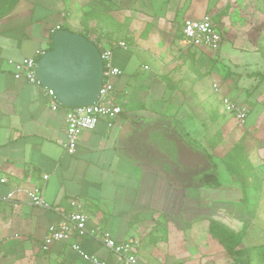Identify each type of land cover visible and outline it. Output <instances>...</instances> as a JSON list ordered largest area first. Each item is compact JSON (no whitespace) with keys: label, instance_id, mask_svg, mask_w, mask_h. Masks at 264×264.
Returning a JSON list of instances; mask_svg holds the SVG:
<instances>
[{"label":"crops","instance_id":"1","mask_svg":"<svg viewBox=\"0 0 264 264\" xmlns=\"http://www.w3.org/2000/svg\"><path fill=\"white\" fill-rule=\"evenodd\" d=\"M89 1L17 0L0 14V264H93L62 244L48 253L40 248L49 225L60 219L59 209H69L74 198L89 215L90 228L107 230L118 241H139L137 264H241L239 259L248 257L246 264H264L257 258V247L264 246V140L252 156L261 186L246 180L245 189L239 185L228 194L221 185L204 184L205 172H173L168 164L143 159L163 157L149 149L159 131L180 136L189 146L190 139L200 136L209 143L208 108L219 106L235 121L221 103L229 92L249 107V116L256 107L264 109V52L258 49L264 36L248 29L247 21L235 23L243 16L241 0H122L118 20L132 35L129 40L105 37L107 26L91 20V39L98 48L110 47L122 69L113 82L114 101L123 112L113 127L100 119L94 129L84 130L77 152L69 154L63 146L69 107L54 110L45 87L16 78L9 61L48 50L57 25L83 31L78 10L88 8ZM204 15H210L222 35L218 50L184 40L185 19ZM215 69L223 96L212 104L203 93L205 75ZM243 80L252 82L253 94L243 92ZM181 111L197 121L183 132L178 128ZM15 186L40 187L50 207L34 204L27 195L7 200ZM237 204L243 208L238 219ZM212 222L235 232L237 249L243 252L233 255L213 238ZM82 243L107 264H127L99 241Z\"/></svg>","mask_w":264,"mask_h":264},{"label":"built area","instance_id":"2","mask_svg":"<svg viewBox=\"0 0 264 264\" xmlns=\"http://www.w3.org/2000/svg\"><path fill=\"white\" fill-rule=\"evenodd\" d=\"M61 29L60 25L54 27L53 32ZM184 40L188 44L208 47L218 50L222 42V35L216 29L210 15H204L201 19L187 18L183 22ZM118 46L126 47L124 41H118ZM104 63V78L101 92L97 100L89 106L69 107L66 113V133L67 140L63 146L69 154L77 152L79 139L84 130L94 129L100 119H106L110 127L123 112L120 105L114 101L113 79L121 75L122 69L114 63L113 50L110 47L99 48ZM44 53L37 51L35 57H25L20 61L10 60L14 67L16 78L24 77L28 82H40L37 79L35 67L39 57ZM215 90L219 89L218 84H214ZM51 98L52 108L57 110L61 104L57 101L53 91L45 87ZM223 110L230 115L239 125H244L249 117L250 109L245 104H239L229 96L221 98ZM47 175L44 176L47 179ZM7 179L1 178L2 182ZM17 195H27L36 205L50 207L45 202L40 187L15 186L6 195L7 200L14 199ZM60 219L53 221L49 227L43 242L41 251L48 253L54 245L62 244L77 253L85 260L93 264H107V262L94 253L88 252L83 246L84 239H94L102 243L109 249L119 261L127 264H137V248L139 241L135 237H129L118 241L113 235L102 229L90 228L88 226L89 215L84 211L79 199L74 198L69 202V209L60 208Z\"/></svg>","mask_w":264,"mask_h":264},{"label":"rangeland","instance_id":"3","mask_svg":"<svg viewBox=\"0 0 264 264\" xmlns=\"http://www.w3.org/2000/svg\"><path fill=\"white\" fill-rule=\"evenodd\" d=\"M102 1L106 6L110 5L109 10H106L104 12L108 14V16H110L114 21L119 23L118 26H110L111 23H109L110 25L107 24V29H104V36L108 37L109 39H112L114 36H122L123 38H126V40H129L132 35L125 30L126 26L124 22H119L118 20L120 19L121 14L124 12L123 10H121V6H123L122 0ZM259 1L260 2L256 1L248 3V1L246 0H241L240 4L242 5L243 11L240 13H243V16L241 14V16L237 17L235 23H239L238 26H242V24L247 21L249 23L246 24V27H248V29L261 31V35L263 34L264 36V7L262 8L264 4L260 5L263 2L262 0ZM14 2L15 0H0V14L2 10L5 9V7H10ZM258 4L259 8L257 7ZM83 8L84 6L80 7V9L78 10L80 14ZM259 48L260 50L263 49L264 52V40L261 41L259 39L258 49ZM221 82L222 79L219 78L216 69L211 73L205 75L206 93L203 94L205 98L209 100V102H212V104L217 103V101L219 100V96H223L221 93L222 88L220 87ZM214 83H217L219 85V92H215L213 88ZM225 84L226 83L222 85L223 88ZM240 85L241 87L243 86V92L246 91L249 95L254 93V85L252 84V82H245L243 80L241 81ZM240 89L241 88H239L238 90ZM261 89L264 90V85L263 88L261 87ZM225 96L237 97L238 94L229 92ZM238 100L242 101L244 100V98L242 96H239ZM262 110L264 111V109L260 106L256 107L251 112L247 123L240 126L236 121L231 122L232 119H227L226 115L220 112L219 106H217V109L215 110L208 108L206 123L210 128H212V133L209 135V143H207L202 136H200L199 139L196 138L195 140L197 141L190 139L191 142L194 143H191V147L196 149L197 151L202 152L201 154H190L184 156L169 154L168 148L163 147L157 142V140L152 139V143L149 149L158 151V153L166 159L163 157L149 158L145 156H143V159H145L146 162L154 163V165L156 166L164 167L168 164V168L173 169V172L175 170H180L181 172H183V174H192V172H205V174L211 173L212 176L209 179L211 183L210 186L214 187L221 185L223 187L221 190L222 193L226 194L231 193V191L234 189L238 190V188L240 187L239 185H241V187L245 189L246 180H249L253 186H261V178L254 172L252 156L262 140H264V112H262ZM200 115L202 116V113H200ZM203 116L205 117V115ZM191 118H193V116L187 118L184 115L183 111L180 112L178 121L180 127L178 128L181 132L185 131V129L190 125H196L197 121ZM251 125L255 126V130L251 129ZM245 127H248L247 130L245 129L246 131L243 130ZM200 131H203L202 125H200ZM217 132L219 133L217 134ZM236 182H240V184H235ZM193 196L196 197V194ZM235 206L237 207V209L235 210V216L236 219H238V217L241 216V213L243 212V208L240 204H237ZM226 215L227 217H229V214ZM250 249L254 250L255 248H247V250ZM248 260L249 258H246L244 261L240 259V261H242L241 264H246V261Z\"/></svg>","mask_w":264,"mask_h":264},{"label":"water","instance_id":"4","mask_svg":"<svg viewBox=\"0 0 264 264\" xmlns=\"http://www.w3.org/2000/svg\"><path fill=\"white\" fill-rule=\"evenodd\" d=\"M35 72L40 84L51 89L61 105L89 106L101 92L104 63L97 45L85 35L58 29L52 34V46L39 57ZM155 138L169 154H201L169 132L159 131Z\"/></svg>","mask_w":264,"mask_h":264},{"label":"trees","instance_id":"5","mask_svg":"<svg viewBox=\"0 0 264 264\" xmlns=\"http://www.w3.org/2000/svg\"><path fill=\"white\" fill-rule=\"evenodd\" d=\"M16 1L17 0H15V2ZM15 2L12 3L10 7H5V9L2 10L1 14L6 13L13 6V4H15ZM109 8H110V5L106 6L102 0H90L88 3V8H83L81 11L80 21H81V25L83 26V31H81L79 33L82 35H85L87 38H89L91 41H93L95 43V41L93 39H91V36L88 34L91 31V27H90V21L91 20L96 19L99 26L101 24L110 25L109 23H111L110 26H118L119 23L114 21L110 16H108V14H106L104 12L106 10H109ZM64 29H68V28L66 27ZM51 46H52V43H51L50 47ZM218 133L219 132H217V134ZM211 176H212L211 173L204 174V176L202 177L203 183L206 185H211V183L209 181ZM210 233H211V236L213 238L217 239L224 246V248L227 251H229L231 254L238 255V254L243 252V251L237 249V246L239 245L238 235L235 232H233L232 230H230L229 228H227L223 225H218L215 222H212L211 226H210ZM257 250H258L259 254L261 255L260 257L257 256L258 260L264 261V246L261 245L260 247H257ZM245 259H242V260L244 261ZM248 261H246V263ZM239 262L241 263L242 261H240V259H239Z\"/></svg>","mask_w":264,"mask_h":264}]
</instances>
